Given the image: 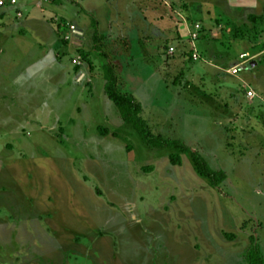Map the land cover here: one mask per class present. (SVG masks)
<instances>
[{"label": "rangeland", "instance_id": "obj_1", "mask_svg": "<svg viewBox=\"0 0 264 264\" xmlns=\"http://www.w3.org/2000/svg\"><path fill=\"white\" fill-rule=\"evenodd\" d=\"M37 2L43 13L19 2L25 37L0 41V264H246L252 245L264 257V15L234 22L223 0ZM95 46L151 132L223 171L219 187L190 153L124 128ZM37 107L46 129L21 118Z\"/></svg>", "mask_w": 264, "mask_h": 264}, {"label": "trees", "instance_id": "obj_2", "mask_svg": "<svg viewBox=\"0 0 264 264\" xmlns=\"http://www.w3.org/2000/svg\"><path fill=\"white\" fill-rule=\"evenodd\" d=\"M98 34L93 36L94 43L99 41ZM96 53L100 54L105 60L103 67L105 93L109 101L114 105L124 128L134 132L140 141L151 149L158 151L174 150L179 153H190L194 170L203 179H206L212 187H219L225 180L226 174L223 171L213 170L206 160L198 153L192 152L190 147L178 140H165L161 136H155L142 118V105L135 98L127 93L120 91L118 87V76L114 65L109 61V57L101 48L95 46ZM105 134V133H103ZM171 164L179 166L181 160L177 155L170 156ZM254 242V239L252 238ZM246 264H264V257L257 245H252L245 257Z\"/></svg>", "mask_w": 264, "mask_h": 264}, {"label": "crops", "instance_id": "obj_3", "mask_svg": "<svg viewBox=\"0 0 264 264\" xmlns=\"http://www.w3.org/2000/svg\"><path fill=\"white\" fill-rule=\"evenodd\" d=\"M23 1L34 4V6L37 9L40 8L41 10L40 9L39 10L43 13L41 4H39V2H37L38 0H23ZM19 2H20V0H16V5L8 6L5 8H0V11H1L0 12V41L2 40V42H4L5 38H11V40H12L14 38L21 37L22 34H24V35H22V37H25V35H26L25 30L23 29L25 27V25L23 23H21V20H23L24 15H22L21 9L18 7L20 5ZM223 4H224V8L228 9L227 13L235 14V17L230 16L234 22L238 19L239 14L244 15V16L254 15L255 17H261L264 15V0H223ZM222 9H220V10H222ZM12 10L16 11V22H14L10 19H7L5 17L6 14L8 13V11H12ZM222 12H225V11H222ZM257 22L259 23V25H264V22L261 19H260V21L258 20ZM72 27H74L77 31H80V33H82V35H83V33H85L83 30L79 29L75 25H73ZM77 34H79V33H77ZM1 46L3 47L2 44L0 45V47ZM2 47L0 49V52L3 53L4 49H2ZM49 60H51V62H56V64L59 65V63H57V58L54 56L53 53L51 55H49ZM243 63L247 64V61L243 62ZM72 64L75 67L76 66V60H73ZM37 66L38 65H34L32 67H29V74L32 76V78H37L38 70H39L38 68H36ZM234 67H236V65ZM243 69L247 70L246 66H244ZM40 70H44V69H40ZM74 70H75V68H74ZM239 73H240V71H239ZM238 74L233 75V76H238ZM82 77H83V80H85V81L89 80V79L87 80V75L85 73L82 74ZM75 78H76V74H75ZM75 78H74V81H75ZM254 79H256V78H254ZM75 83H76V81H75ZM241 83L244 84L245 86H247V88H250V90H246V92L247 91H253L254 92V89H252V85L250 83H248L245 80H242ZM91 86H92V84H91ZM90 89H91V87H90ZM254 94L256 97L257 94L255 92H254ZM43 109H44L43 107L35 108L32 115L31 114L29 115L26 112H24V113H22L21 118H23L24 123L27 125L29 124V126L36 125L37 127L39 126V128H41V130L46 129L45 119H44L45 116L43 115V113H44ZM46 121H47V119H46Z\"/></svg>", "mask_w": 264, "mask_h": 264}, {"label": "built area", "instance_id": "obj_4", "mask_svg": "<svg viewBox=\"0 0 264 264\" xmlns=\"http://www.w3.org/2000/svg\"><path fill=\"white\" fill-rule=\"evenodd\" d=\"M16 5V0H0V8H5V7H8V6H14ZM70 30L74 33V34H77V30L74 28V27H70ZM244 59V57H242ZM246 63H243L241 65H238L236 67H234L230 73L232 75H237L239 73V71L241 69H243V67L245 66ZM246 96L248 99H253L255 97V94L253 91H247L246 92Z\"/></svg>", "mask_w": 264, "mask_h": 264}]
</instances>
